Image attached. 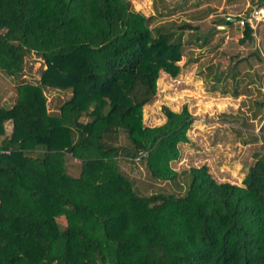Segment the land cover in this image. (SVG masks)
<instances>
[{"label": "trees", "instance_id": "obj_1", "mask_svg": "<svg viewBox=\"0 0 264 264\" xmlns=\"http://www.w3.org/2000/svg\"><path fill=\"white\" fill-rule=\"evenodd\" d=\"M254 7L264 0L242 15ZM153 21L131 0H0V71L20 79L0 104V264H264V157L242 184L207 165L180 172L188 106L145 122L195 28ZM242 33L263 61L249 23ZM31 53L45 65L36 83L22 80ZM47 89L71 96L52 111Z\"/></svg>", "mask_w": 264, "mask_h": 264}, {"label": "rangeland", "instance_id": "obj_2", "mask_svg": "<svg viewBox=\"0 0 264 264\" xmlns=\"http://www.w3.org/2000/svg\"><path fill=\"white\" fill-rule=\"evenodd\" d=\"M131 2L135 10L154 18V27L173 23H190L195 27L183 34V72L177 78L161 73L156 99L144 110L145 122L161 124L165 121V106L181 110L187 105L194 116L188 132L190 141L181 144L182 155L173 166L181 172L207 165L219 181L242 184L250 167L264 157V59L252 54V45L243 48L239 44L237 22L224 28L221 26L226 24L220 18L245 14L251 5L247 0ZM261 32L262 28L258 33ZM254 46L260 49L257 40ZM260 52L264 58L261 49ZM44 67L37 54H29L22 80L36 83ZM17 82L20 79L0 71L1 105H8L15 97ZM46 93L52 111L71 96L69 91L57 89H47ZM5 127L7 133L11 132L12 121H7ZM123 168L132 177L148 180L141 163H123ZM181 183L184 189L185 181ZM60 225L66 227L63 218Z\"/></svg>", "mask_w": 264, "mask_h": 264}, {"label": "built area", "instance_id": "obj_3", "mask_svg": "<svg viewBox=\"0 0 264 264\" xmlns=\"http://www.w3.org/2000/svg\"><path fill=\"white\" fill-rule=\"evenodd\" d=\"M264 20V7H254L248 15H241L240 18H237V24L240 28H244L246 24H250V26L256 30L257 24L260 21ZM10 153L9 150L0 149V154Z\"/></svg>", "mask_w": 264, "mask_h": 264}, {"label": "crops", "instance_id": "obj_4", "mask_svg": "<svg viewBox=\"0 0 264 264\" xmlns=\"http://www.w3.org/2000/svg\"><path fill=\"white\" fill-rule=\"evenodd\" d=\"M247 1H248V5L250 6L252 0H247ZM229 18H233V17H229ZM223 26H227V25H223ZM227 28H228V26H227ZM260 28H262V32L261 33H258ZM242 30L243 29L240 28V30H239L240 34L238 35V39H240L242 37V35H243ZM255 34H256V40L258 42V45H259V47H260V49H261V51H262V53L264 55V20L263 21H260L257 24V28L255 30ZM244 47L245 46H243V48Z\"/></svg>", "mask_w": 264, "mask_h": 264}, {"label": "water", "instance_id": "obj_5", "mask_svg": "<svg viewBox=\"0 0 264 264\" xmlns=\"http://www.w3.org/2000/svg\"><path fill=\"white\" fill-rule=\"evenodd\" d=\"M229 19H230V21H232V22H236V21H237V18H236V17L229 18ZM221 27L227 28V26H221Z\"/></svg>", "mask_w": 264, "mask_h": 264}, {"label": "bare ground", "instance_id": "obj_6", "mask_svg": "<svg viewBox=\"0 0 264 264\" xmlns=\"http://www.w3.org/2000/svg\"><path fill=\"white\" fill-rule=\"evenodd\" d=\"M216 97V96H215ZM230 98V97H229ZM206 102V101H205ZM198 104V103H197ZM185 157V156H184ZM185 160V159H184ZM183 162V161H182Z\"/></svg>", "mask_w": 264, "mask_h": 264}, {"label": "clouds", "instance_id": "obj_7", "mask_svg": "<svg viewBox=\"0 0 264 264\" xmlns=\"http://www.w3.org/2000/svg\"><path fill=\"white\" fill-rule=\"evenodd\" d=\"M139 7V6H138Z\"/></svg>", "mask_w": 264, "mask_h": 264}]
</instances>
